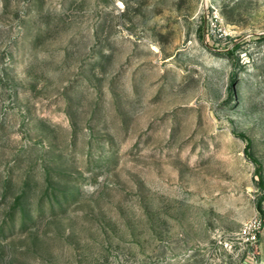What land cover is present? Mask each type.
I'll return each instance as SVG.
<instances>
[{
    "label": "rangeland",
    "instance_id": "1",
    "mask_svg": "<svg viewBox=\"0 0 264 264\" xmlns=\"http://www.w3.org/2000/svg\"><path fill=\"white\" fill-rule=\"evenodd\" d=\"M248 144L264 0H0V264H264Z\"/></svg>",
    "mask_w": 264,
    "mask_h": 264
},
{
    "label": "trees",
    "instance_id": "2",
    "mask_svg": "<svg viewBox=\"0 0 264 264\" xmlns=\"http://www.w3.org/2000/svg\"><path fill=\"white\" fill-rule=\"evenodd\" d=\"M239 137L245 139V136L240 134L238 135ZM251 146L250 144H248L246 146V149H245V154L246 156L249 158V160L252 161V163L255 165L256 167V176H258V185L264 190V181L262 179V174H261V170H262V166H261V163L260 161L253 155V153L251 152L250 150ZM263 202H264V195L263 197L258 201V204H257V209L261 212H263Z\"/></svg>",
    "mask_w": 264,
    "mask_h": 264
},
{
    "label": "built area",
    "instance_id": "3",
    "mask_svg": "<svg viewBox=\"0 0 264 264\" xmlns=\"http://www.w3.org/2000/svg\"><path fill=\"white\" fill-rule=\"evenodd\" d=\"M261 226H262V223L257 222L244 231V234L247 237L248 241L253 242V243L258 241V237H259L258 233L260 231Z\"/></svg>",
    "mask_w": 264,
    "mask_h": 264
}]
</instances>
